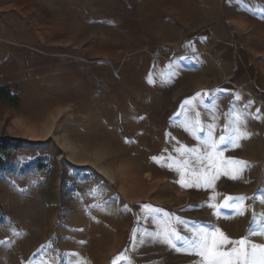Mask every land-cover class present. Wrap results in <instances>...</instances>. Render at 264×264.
<instances>
[{"label":"rangeland","instance_id":"1","mask_svg":"<svg viewBox=\"0 0 264 264\" xmlns=\"http://www.w3.org/2000/svg\"><path fill=\"white\" fill-rule=\"evenodd\" d=\"M0 84L19 96L0 100V137L22 140L0 169V264H110L125 249L133 264H193L161 244L132 249L134 228L157 231L145 204L231 240L253 212L264 224V0H8ZM198 92L216 98L215 112L207 97L196 108L202 129L219 117L215 139L225 113L247 114L252 135L223 155L252 167L184 188L167 163L181 146L203 151L206 131L181 126ZM226 196L249 197L243 215L221 207Z\"/></svg>","mask_w":264,"mask_h":264},{"label":"snow or ice","instance_id":"2","mask_svg":"<svg viewBox=\"0 0 264 264\" xmlns=\"http://www.w3.org/2000/svg\"><path fill=\"white\" fill-rule=\"evenodd\" d=\"M168 67L171 69L172 65ZM175 74L174 69H172L160 82L170 83L171 78ZM205 97L210 99L211 109L215 112L217 108L216 98L212 92H198L193 97L183 101L181 105L184 110V120L181 121V126L194 137H196L198 131H206V135L203 138L197 137L203 146V151L201 152L198 148L181 146L176 151L179 152L180 157H183V159L168 158L172 162L167 163V167L179 173L180 179L177 182L184 188L213 187L215 179H218L220 175L237 180L241 178L245 169L252 167L246 161L231 157L225 158L223 155V152L228 148H239L241 142L252 135L245 126L247 114L239 111H233L231 114L225 113L226 122L223 125V133L219 136V139H215L214 132L217 127L215 121L219 117L213 115L212 119L214 122L208 124L206 129H202L201 114L196 111L198 106H203L206 109L209 107L205 103ZM235 98L237 100L240 99L238 94ZM194 101H197V103H194ZM189 111L195 112V116L190 117L188 115ZM255 118L259 119V117ZM153 159L157 158L153 157ZM193 161L195 164H193ZM205 161L207 162L206 164ZM99 192L100 188H96L90 190L89 194L95 195ZM256 198L255 195L252 197V199ZM246 199H249V197L226 196L221 207L232 209L235 214L243 215L246 211L243 201ZM261 202L264 203V200ZM140 207L144 213V218H151V221L157 225V231L150 232L145 230L141 232L139 229L134 228L130 237L133 250L138 245L142 246L146 243L161 244L174 249L176 252L195 255L198 259L193 264H264V246L250 243L247 238V236L251 235H264V224L260 222L255 212H253V218L250 221L246 237L239 240H231L219 228H211L210 226L188 228V222L180 217L170 215L161 208L147 204ZM209 207L217 208L218 206L209 204ZM125 210H127V206H125ZM137 219H140V217H137ZM179 225L184 226L182 230H178L177 226ZM138 232L139 237L137 236ZM183 232H190L191 235H185ZM227 245H231V248H226ZM121 261L124 264H133L132 258L128 255V249L114 257L110 264H120Z\"/></svg>","mask_w":264,"mask_h":264},{"label":"trees","instance_id":"3","mask_svg":"<svg viewBox=\"0 0 264 264\" xmlns=\"http://www.w3.org/2000/svg\"><path fill=\"white\" fill-rule=\"evenodd\" d=\"M0 100L17 104L19 102V96L7 84H0ZM21 144V139H14L8 136L0 137V169L7 167L12 151Z\"/></svg>","mask_w":264,"mask_h":264},{"label":"crops","instance_id":"4","mask_svg":"<svg viewBox=\"0 0 264 264\" xmlns=\"http://www.w3.org/2000/svg\"><path fill=\"white\" fill-rule=\"evenodd\" d=\"M6 1H8V0H0V7H3L4 6V4L6 3ZM13 2L14 0H9V2Z\"/></svg>","mask_w":264,"mask_h":264}]
</instances>
